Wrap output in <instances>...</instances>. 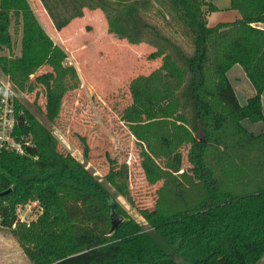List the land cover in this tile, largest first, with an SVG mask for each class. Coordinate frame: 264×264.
Returning <instances> with one entry per match:
<instances>
[{"label":"trees","instance_id":"1","mask_svg":"<svg viewBox=\"0 0 264 264\" xmlns=\"http://www.w3.org/2000/svg\"><path fill=\"white\" fill-rule=\"evenodd\" d=\"M41 2L58 31L86 10H101L111 34L166 54L182 72L176 100L192 136V185L174 212L152 216L145 229L86 165L65 163L48 125L17 100L15 135L31 139L33 146L25 155L0 150V225L33 264H181L179 259L182 264H259L264 258V131L251 132L244 122L264 121V0H231L241 18L213 27L207 16L218 8L208 0ZM13 21L24 25L23 56L0 55V69L24 91L33 86L31 74L42 62L54 67L34 81L45 88V119L53 123L60 82L68 74L61 64L64 54L52 48L28 0H0V51L13 47ZM235 65L255 88L244 105L228 76ZM208 114L238 128L225 132L222 149L207 145ZM172 156L173 168L180 169L182 154ZM112 177L111 170L105 178ZM32 201L42 213L21 223L17 209ZM114 216L123 221L112 231Z\"/></svg>","mask_w":264,"mask_h":264},{"label":"rangeland","instance_id":"2","mask_svg":"<svg viewBox=\"0 0 264 264\" xmlns=\"http://www.w3.org/2000/svg\"><path fill=\"white\" fill-rule=\"evenodd\" d=\"M28 1L52 48L57 47L64 54L61 64L68 74L60 82L63 92L53 123L45 119V88L34 82L36 75L53 71L49 62H42L31 74L33 86L21 91L12 84L18 101L48 125L51 139L66 164L86 165L117 195L127 212L148 229V220L160 212H174L179 196L185 195L192 185L188 173L192 136L186 131L176 100V91L183 83L182 72L168 61L166 54L149 49L146 44L133 47L111 34L101 10H86L82 18L58 31L41 0ZM11 33L13 47L4 48L0 55L23 56L24 25L13 21ZM235 74V70L230 73L231 81L240 103L246 104L245 89L251 87L250 81L243 76L235 79ZM0 81H8L1 69ZM262 103L264 110V94ZM207 123V145L222 149V126ZM244 124L255 132L264 131V121ZM176 152L182 154L180 169L172 166V153ZM111 170L113 177L107 181L105 177ZM166 200L168 203L162 205ZM41 213L37 201L17 209L21 223H30ZM179 262L183 263L180 259ZM0 264H33L10 230L2 225Z\"/></svg>","mask_w":264,"mask_h":264},{"label":"built area","instance_id":"3","mask_svg":"<svg viewBox=\"0 0 264 264\" xmlns=\"http://www.w3.org/2000/svg\"><path fill=\"white\" fill-rule=\"evenodd\" d=\"M12 81H0V150H8L19 155L26 154V147L33 146L31 139L18 138L15 129L18 124L16 113L17 95L12 89Z\"/></svg>","mask_w":264,"mask_h":264},{"label":"crops","instance_id":"4","mask_svg":"<svg viewBox=\"0 0 264 264\" xmlns=\"http://www.w3.org/2000/svg\"><path fill=\"white\" fill-rule=\"evenodd\" d=\"M210 1L211 3H213L215 6H217L218 10L217 11H214V12H211L208 14L207 16V19H208V25L213 27V26H216L220 23H232V22H235L237 21L238 19L241 18V15L240 13L237 11V10H233L231 9V0H208ZM261 26L264 27V24H262ZM131 45V44H130ZM133 47H137L138 45H131ZM149 49H152V50H155L159 53H162L156 49H153L149 46ZM164 54V53H162ZM235 70L236 74H235V79L236 78H239L238 76H243L244 78H246V80L250 81L249 78L247 77V74L246 72L244 71V69L240 66V65H235L229 72H228V76H229V79L231 80L230 78V73L233 72ZM234 89H235V92L237 94V97L239 99L240 102H242L239 98V94L233 84V82L231 81ZM248 84V83H247ZM250 84H251V87H248L249 85L246 86L247 89L246 90V93H245V98L248 100L251 96H253L255 94V88L254 86L252 85L251 81H250ZM244 105V104H242ZM212 122V123H217V124H220L224 130V134L227 130H232L234 132L238 131V128L235 127L230 121H228L227 119L223 118V117H220V116H217V115H214V114H208L207 115V122ZM246 126V125H245ZM247 127V126H246ZM248 130H250L251 132H254V133H258V132H255L254 129H249L247 128ZM223 134V136H224ZM222 140H223V137H222ZM222 146V144H221ZM219 150V149H217ZM259 264H264V258L263 260L259 263Z\"/></svg>","mask_w":264,"mask_h":264},{"label":"water","instance_id":"5","mask_svg":"<svg viewBox=\"0 0 264 264\" xmlns=\"http://www.w3.org/2000/svg\"><path fill=\"white\" fill-rule=\"evenodd\" d=\"M9 192L6 191L5 193ZM123 221L122 217H119V218H116L115 216L113 217V225H112V231H114L118 226L119 224Z\"/></svg>","mask_w":264,"mask_h":264}]
</instances>
